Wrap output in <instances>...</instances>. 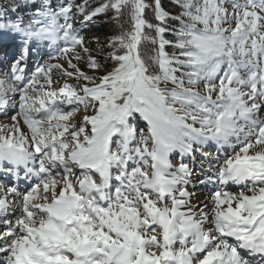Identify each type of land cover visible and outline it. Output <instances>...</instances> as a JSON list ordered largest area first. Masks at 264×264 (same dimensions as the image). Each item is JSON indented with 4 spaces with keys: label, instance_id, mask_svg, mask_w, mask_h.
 <instances>
[{
    "label": "snow or ice",
    "instance_id": "snow-or-ice-1",
    "mask_svg": "<svg viewBox=\"0 0 264 264\" xmlns=\"http://www.w3.org/2000/svg\"><path fill=\"white\" fill-rule=\"evenodd\" d=\"M0 51V264H264V0H11Z\"/></svg>",
    "mask_w": 264,
    "mask_h": 264
},
{
    "label": "rangeland",
    "instance_id": "rangeland-1",
    "mask_svg": "<svg viewBox=\"0 0 264 264\" xmlns=\"http://www.w3.org/2000/svg\"><path fill=\"white\" fill-rule=\"evenodd\" d=\"M5 44H10L11 42L7 39V38H4V41H3ZM90 47L92 49H95V46L92 44L90 45ZM7 51L9 53H11V51H13L12 48H8ZM47 52V49H43L42 51L41 50H36L32 53L31 55V59L29 61V63L31 65L34 66L35 62L37 60L40 59V56L43 55V53H46ZM4 52L3 51H0V55H3ZM43 58L44 59H47V55H43ZM83 66V65H82ZM8 122V119L7 117H4V116H0V123H7ZM204 152L208 153L211 157H214L216 155V146L215 145H209V146H205V148L203 149ZM179 156H175L173 158V161L174 162H178L179 161ZM185 163H189L190 164V167L193 168V183H196L197 180L196 178L199 177L200 179L203 178V173L201 172L200 170V166H201V157L200 155L197 153L195 154V161L193 162L192 161V158L191 157H188L184 160ZM204 166L206 167V163L204 164ZM23 187V185H22ZM190 191H194L196 194H197V197H198V200L197 199H194L193 200V203H197L198 201H205V197L209 194V190L208 188L202 186V185H198L195 189H192L190 188L189 189ZM229 190L230 191H237V189L233 186H229Z\"/></svg>",
    "mask_w": 264,
    "mask_h": 264
},
{
    "label": "trees",
    "instance_id": "trees-1",
    "mask_svg": "<svg viewBox=\"0 0 264 264\" xmlns=\"http://www.w3.org/2000/svg\"><path fill=\"white\" fill-rule=\"evenodd\" d=\"M11 0H0V5H9ZM165 6L171 7V0H163ZM82 19V17L80 18ZM112 25L106 22V17H99L94 20L91 24H89L85 29V37L87 38H94L99 37L101 41L105 39L106 36L110 35L112 32ZM95 48L97 45L93 43ZM171 51V50H170Z\"/></svg>",
    "mask_w": 264,
    "mask_h": 264
}]
</instances>
